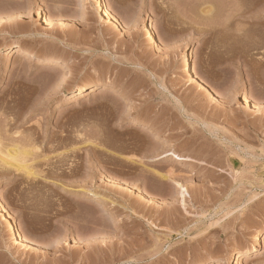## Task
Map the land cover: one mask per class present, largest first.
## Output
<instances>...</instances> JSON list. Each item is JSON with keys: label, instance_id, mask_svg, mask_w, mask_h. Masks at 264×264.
<instances>
[{"label": "rangeland", "instance_id": "1", "mask_svg": "<svg viewBox=\"0 0 264 264\" xmlns=\"http://www.w3.org/2000/svg\"><path fill=\"white\" fill-rule=\"evenodd\" d=\"M1 136L0 264H263L264 0H0Z\"/></svg>", "mask_w": 264, "mask_h": 264}, {"label": "bare ground", "instance_id": "2", "mask_svg": "<svg viewBox=\"0 0 264 264\" xmlns=\"http://www.w3.org/2000/svg\"><path fill=\"white\" fill-rule=\"evenodd\" d=\"M98 10L100 12L102 11V9L100 8V5H98ZM105 16L107 18L106 19L107 22L117 23L116 17H115V15L112 14V12H108L107 11L105 13ZM7 17H9V16H7ZM47 18L49 20H56V22H58L60 25H62V24L63 25L66 24L67 25V20L65 18L59 16V15H57V16L48 15ZM148 36H149V41H151L153 43H156L158 41V43L160 44V47H161V45H163V42L157 37L155 32L154 33H149ZM23 48L24 47L21 44L17 43L15 45L14 52H16L17 54H23L24 53V49ZM25 52L28 53L29 55L34 54V52L31 49H28ZM35 55H37V54H35ZM39 57H41V56H39ZM44 59H45L46 64H48V65H57L56 64V63H58L57 61H62V59H60V58H54V57H51V56H46V57H44ZM63 64L65 65L64 69H69L68 63L65 62ZM179 69H180L181 73L185 77L188 78V81L189 80H195L198 83V85H200L202 88H205V89L208 90L206 82L198 74H196V73L191 71L190 64H189V58L187 57L186 54H184L183 57H182V61H181L180 65H179ZM79 89H81V88H79ZM89 89H90L91 92L92 91H97L98 93H103L106 90L112 91V92H114L115 95H119L122 98H125L127 103H132V100L129 98V96H127L124 93V91L122 89L114 86L112 83H109V82L101 83V84H98V85L97 84H92V85L89 86ZM209 92L211 93L210 95L214 96V92H212V91H209ZM217 97L218 96L216 95V98ZM140 129L141 130H147L149 132L157 133V129L153 125L149 124L148 122H144L142 124V126L140 127ZM16 133H18V132H14V134H16ZM1 138H2V136L0 137V140H2ZM0 143H3V142L0 141ZM2 147H4V146H2ZM5 148L6 149H4V151H0V168H5V169L9 168V169H12L14 171H22L27 176H32V177L33 176H35V177L38 176V177H40V175H38L39 174L38 172H36L37 174L34 172L35 169L32 171V169H33V168L31 169L32 166H30L29 165L30 163L26 161L27 157L29 155H32V153H34V152H31L32 149H33V151H35L34 148L31 147L30 149H26L27 147H25L24 145H23V147H20L19 144L18 145L17 144H12V145H10V147H8V148L5 147ZM35 149L37 150L38 147H35ZM46 157H47V155L44 156L43 154L42 155H40V154L38 155L37 154V156H34V158H31L32 160L30 159V162L35 161L37 159L45 160V159H47ZM164 177H168V176L166 175ZM85 194H86L87 199H89L90 201L96 202L98 205H102L104 207L103 209L105 211H109L110 213H113V215L115 214V212H113V209H112L111 205L107 202V199H106V197L104 195H102L100 193H97V192H89V191H86V190H85ZM0 220L1 221H5V222L8 223V232H9V234H11L12 237H14L16 240H18V242H21L22 244H25V246L33 245L32 240H30L27 236H25L23 234V232L19 231V228L17 227L16 222L14 220H12L11 216L8 213H6L5 211H3L2 209H0ZM263 233H264V229H261L256 234L255 243H254L255 245H259L261 243V236L263 235ZM245 253H247V252H245Z\"/></svg>", "mask_w": 264, "mask_h": 264}]
</instances>
